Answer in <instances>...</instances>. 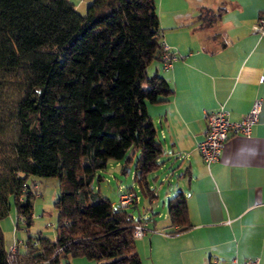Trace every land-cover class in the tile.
I'll return each instance as SVG.
<instances>
[{"label":"trees","instance_id":"16d2710c","mask_svg":"<svg viewBox=\"0 0 264 264\" xmlns=\"http://www.w3.org/2000/svg\"><path fill=\"white\" fill-rule=\"evenodd\" d=\"M161 42L155 0H91L84 14L71 0H0V220L13 204L29 226L36 193L28 180L60 182L55 239L28 236L20 263H141L132 214L97 185L109 162L129 163L132 148L133 178L152 195L148 175L162 150L146 105L173 92L147 72L161 62ZM167 214L171 233L191 226L181 193ZM8 256L0 227V264Z\"/></svg>","mask_w":264,"mask_h":264},{"label":"crops","instance_id":"0c3cea01","mask_svg":"<svg viewBox=\"0 0 264 264\" xmlns=\"http://www.w3.org/2000/svg\"><path fill=\"white\" fill-rule=\"evenodd\" d=\"M157 5L162 41L180 57L171 68L160 61L147 67L173 92L166 101L146 105L162 154L148 175L152 195H142L149 208L131 213L134 219L144 216L148 226L135 240L140 264H241L252 258L264 264V34L253 31L264 16V0H157ZM255 98L262 107L251 133L231 136L219 158L205 164L196 150L206 130L204 113L223 105L230 121H237ZM109 164L130 172L129 163ZM178 193L191 226L171 233L177 228L170 225L165 203ZM137 196L129 207L135 211ZM1 221L4 235L8 229ZM21 242L18 251L24 252Z\"/></svg>","mask_w":264,"mask_h":264},{"label":"rangeland","instance_id":"374dc122","mask_svg":"<svg viewBox=\"0 0 264 264\" xmlns=\"http://www.w3.org/2000/svg\"><path fill=\"white\" fill-rule=\"evenodd\" d=\"M77 7V11L80 14H84L86 11V7L91 0H71ZM157 11H159V7L157 5ZM132 148L127 150V157H131L129 162L130 172L122 174L120 171V167L111 168L110 164L108 167L103 170L102 176L103 180L99 182L97 187L100 188V193L107 196L111 201H114L118 194L117 191L119 186L123 185L126 187H134L133 174L132 171L134 162L136 160L137 152ZM121 164H125V159L121 160ZM28 183L32 186V189L35 191L36 196L32 199V222L29 226H25L23 220L18 221V227H16L17 215L14 208V205H11V209L6 217H4L1 221L3 222L5 230L8 229L7 232H4V240L6 246H9L15 242L24 241L30 236L34 241L38 236H45L50 240L55 239V224L57 219V212L54 208V201L58 195L60 189V182L57 177H37L33 176L28 180ZM33 183L37 185V189L33 187ZM137 194L140 196L141 201L138 205V210H132L128 208L127 210L137 215L138 212H142L149 208L150 203L148 199L143 198L140 190L134 187ZM161 202V200H160ZM165 208L167 210V202L165 203ZM161 211V205L160 210ZM159 213V212H158ZM157 213V214H158ZM156 214V216H157ZM7 246V247H8ZM53 264H95L94 261L89 260L85 256H77V257H58V263Z\"/></svg>","mask_w":264,"mask_h":264},{"label":"built area","instance_id":"2783aa9c","mask_svg":"<svg viewBox=\"0 0 264 264\" xmlns=\"http://www.w3.org/2000/svg\"><path fill=\"white\" fill-rule=\"evenodd\" d=\"M253 31L262 35L264 34V16H261L253 24ZM161 62L164 68H171L172 63L180 55H176L171 47L164 41L161 42ZM260 81L263 80L261 76ZM262 107L261 98H255L249 110L243 114V116L237 121H230L229 112L220 105L216 110L208 111L204 113L206 130L203 138L196 144V150L200 155L202 161L205 164H209L217 160L221 154L222 148L225 142L233 135L247 136L251 133L252 126L258 121L259 114ZM33 187L37 189V185L33 184ZM138 196L135 190H120L117 197V205L121 208H129L132 206ZM22 218L17 216V221H21ZM148 230L147 222L144 216H139L134 219L133 224V236L139 238ZM22 242L15 241L8 246L7 251L9 253V264H20L17 257L18 246ZM48 264L47 262H45ZM237 264V263H235ZM241 264H259L257 258H252L244 261Z\"/></svg>","mask_w":264,"mask_h":264},{"label":"water","instance_id":"95a60500","mask_svg":"<svg viewBox=\"0 0 264 264\" xmlns=\"http://www.w3.org/2000/svg\"><path fill=\"white\" fill-rule=\"evenodd\" d=\"M127 169V168H126ZM128 170V169H127ZM121 173L123 174V172L121 171Z\"/></svg>","mask_w":264,"mask_h":264}]
</instances>
